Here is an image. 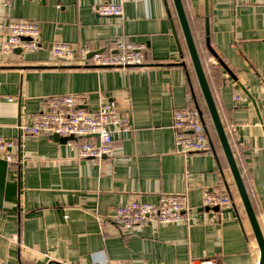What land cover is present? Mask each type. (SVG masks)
<instances>
[{"label":"crops","instance_id":"crops-1","mask_svg":"<svg viewBox=\"0 0 264 264\" xmlns=\"http://www.w3.org/2000/svg\"><path fill=\"white\" fill-rule=\"evenodd\" d=\"M181 1L264 237V0ZM120 2L121 16L101 17L96 6L119 0H0V40L10 21H29L41 44L0 61V136L18 157H0V264H259L219 143L187 157L175 150L172 111L204 102L172 0ZM117 41L144 45L143 66H79L48 53L53 42L101 52ZM70 94H86L91 111L113 101L128 119L129 132L112 135V159L81 160L53 136L20 134L50 97ZM224 189L230 208L202 206L204 190ZM180 193L192 210L183 224L123 234L107 220L131 202Z\"/></svg>","mask_w":264,"mask_h":264},{"label":"built area","instance_id":"built-area-1","mask_svg":"<svg viewBox=\"0 0 264 264\" xmlns=\"http://www.w3.org/2000/svg\"><path fill=\"white\" fill-rule=\"evenodd\" d=\"M119 3H101L95 12L101 17L121 16ZM264 27V13H263ZM7 32L0 40V61L9 59L19 50L20 55L34 54L41 47L40 26L29 21H10ZM144 45H134L117 41L108 50L94 52L87 46L76 47L65 42H53L48 49L51 59L80 64L89 61L97 68L115 70L134 69L143 66ZM91 55L89 58L88 56ZM239 101L238 97L234 98ZM86 94L53 96L47 100L46 107L31 115L30 124H20L18 130L23 136L58 135L73 137L67 144L76 148L77 158L81 160H103L114 157V133L126 134L130 130L127 118L118 112L113 101H101L93 111L86 108ZM172 129L175 150L187 157L210 151L211 143L200 110L191 104L189 107L172 111ZM12 139L0 136V157L9 164L17 163L18 157L12 152ZM188 178V175L186 176ZM233 199L227 190L202 192L204 208L228 209ZM192 212L185 193L162 194L156 203L131 202L110 214L107 220L117 225L123 234L150 225L154 228L167 224H183ZM103 226V220L99 219Z\"/></svg>","mask_w":264,"mask_h":264},{"label":"water","instance_id":"water-1","mask_svg":"<svg viewBox=\"0 0 264 264\" xmlns=\"http://www.w3.org/2000/svg\"><path fill=\"white\" fill-rule=\"evenodd\" d=\"M175 13L179 22V26L182 32V36L184 39V43L186 46V50L199 86V90L206 108V112L209 116L210 122L212 124V127L214 129L215 135L217 137L219 146L223 152L224 158L226 160L227 166L229 168L231 177L233 179V183L235 185L238 197L241 201V204L243 206V209L245 211L246 217L248 219V222L250 224L258 251H259V264H264V237L262 234V231L260 229L259 223L257 221L254 209L252 207L249 195L247 193V190L245 188L242 176L240 174V171L238 169V166L236 164L233 152L231 150V146L229 144V140L227 137V134L225 132V129L223 127V124L221 122L215 101L213 99L204 68L202 66L196 44L193 38V34L188 22V19L186 17L183 4L181 0H172ZM208 22L205 19V36H208ZM174 31V30H173ZM175 33V32H174ZM175 36V35H174ZM177 48L179 54H181V48L179 46L178 41H176ZM16 53L19 54V50H16ZM89 58L91 55L88 56ZM195 107L199 109L197 104H195ZM200 110V109H199ZM200 115L203 124L205 125V120L203 116V112L200 110ZM55 140L66 143L70 140H73V137H60L58 135L53 136Z\"/></svg>","mask_w":264,"mask_h":264},{"label":"trees","instance_id":"trees-1","mask_svg":"<svg viewBox=\"0 0 264 264\" xmlns=\"http://www.w3.org/2000/svg\"><path fill=\"white\" fill-rule=\"evenodd\" d=\"M192 31V30H191ZM193 33V32H192ZM193 38H194V35H193ZM198 51V50H197ZM198 54H199V57H200V53L198 52ZM200 60H201V57H200ZM201 63H202V66H203V68H204V63L202 62V60H201ZM206 109V108H205ZM201 111H202V109H201ZM203 112V111H202ZM203 116H204V120H205V126H206V129H207V132H208V135H209V139L211 140H213L215 143H218V140H217V137H216V135H215V132H214V129H213V127H212V124H211V122H210V119H209V116H208V114H207V112H206V114L205 113H203Z\"/></svg>","mask_w":264,"mask_h":264},{"label":"rangeland","instance_id":"rangeland-1","mask_svg":"<svg viewBox=\"0 0 264 264\" xmlns=\"http://www.w3.org/2000/svg\"><path fill=\"white\" fill-rule=\"evenodd\" d=\"M201 109H202L203 113L206 114V109H205V105H204V103H201Z\"/></svg>","mask_w":264,"mask_h":264}]
</instances>
